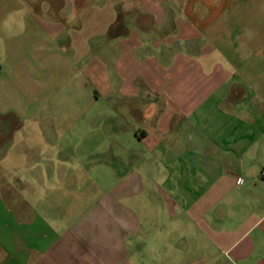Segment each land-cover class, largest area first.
I'll use <instances>...</instances> for the list:
<instances>
[{
	"label": "crops",
	"instance_id": "crops-1",
	"mask_svg": "<svg viewBox=\"0 0 264 264\" xmlns=\"http://www.w3.org/2000/svg\"><path fill=\"white\" fill-rule=\"evenodd\" d=\"M0 8V264H264V0Z\"/></svg>",
	"mask_w": 264,
	"mask_h": 264
},
{
	"label": "rangeland",
	"instance_id": "rangeland-1",
	"mask_svg": "<svg viewBox=\"0 0 264 264\" xmlns=\"http://www.w3.org/2000/svg\"><path fill=\"white\" fill-rule=\"evenodd\" d=\"M0 15H1V8H0ZM1 31V28H0ZM22 102L16 100L14 97L6 100L3 104L5 106L10 108H19L22 109L24 106L21 104ZM26 110V108H25ZM31 113V112H30ZM19 116L16 117L14 114H8L9 119L7 120L9 122L8 126L10 127V130L12 132V138H11V145L13 146L10 159L17 161H21V159L30 162V165H34L35 167V160L37 159V152H33L31 150H26V153H23L19 151L20 145L24 146H34L36 148L37 145H43L46 146L45 143H52V136L51 134L46 131L45 136L43 137V132L40 129V124L42 123V119L35 117H27L22 116V113L18 114ZM24 115V114H23ZM40 119V120H39ZM37 124H39L37 126ZM51 145V144H50ZM45 151L47 152V148H45ZM23 164V165H24ZM19 169V168H18ZM35 169V168H34ZM13 171V170H12ZM19 173V171H18ZM16 170H14V174H18ZM81 175H86V172L80 171ZM205 264H211L205 263ZM219 264H228L227 261H225L223 258L219 259Z\"/></svg>",
	"mask_w": 264,
	"mask_h": 264
},
{
	"label": "built area",
	"instance_id": "built-area-1",
	"mask_svg": "<svg viewBox=\"0 0 264 264\" xmlns=\"http://www.w3.org/2000/svg\"><path fill=\"white\" fill-rule=\"evenodd\" d=\"M262 174H264V172H262ZM243 181H244L243 178H240V177L238 178L239 183H243Z\"/></svg>",
	"mask_w": 264,
	"mask_h": 264
}]
</instances>
